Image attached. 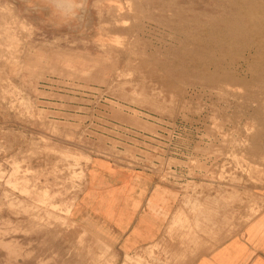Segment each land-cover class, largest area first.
I'll list each match as a JSON object with an SVG mask.
<instances>
[{"label": "rangeland", "instance_id": "obj_1", "mask_svg": "<svg viewBox=\"0 0 264 264\" xmlns=\"http://www.w3.org/2000/svg\"><path fill=\"white\" fill-rule=\"evenodd\" d=\"M263 6L90 0L82 27L56 29L0 0V244L22 264H138L75 212L95 157L240 205L264 192V55L245 60Z\"/></svg>", "mask_w": 264, "mask_h": 264}, {"label": "crops", "instance_id": "obj_2", "mask_svg": "<svg viewBox=\"0 0 264 264\" xmlns=\"http://www.w3.org/2000/svg\"><path fill=\"white\" fill-rule=\"evenodd\" d=\"M171 172L92 158L75 212L103 225L123 261L264 264V192L240 205Z\"/></svg>", "mask_w": 264, "mask_h": 264}, {"label": "clouds", "instance_id": "obj_3", "mask_svg": "<svg viewBox=\"0 0 264 264\" xmlns=\"http://www.w3.org/2000/svg\"><path fill=\"white\" fill-rule=\"evenodd\" d=\"M27 7L45 15V20L56 29L82 27L85 24L90 0H25ZM5 264H22L26 252L21 246L0 244Z\"/></svg>", "mask_w": 264, "mask_h": 264}, {"label": "bare ground", "instance_id": "obj_4", "mask_svg": "<svg viewBox=\"0 0 264 264\" xmlns=\"http://www.w3.org/2000/svg\"><path fill=\"white\" fill-rule=\"evenodd\" d=\"M254 6V5H253ZM254 8V7H253ZM240 11V10H239ZM241 11H243L242 9H241ZM239 13H241V12H239ZM250 13H252V12H250ZM254 20L255 21H257L258 22V24L259 23H261L260 21H262V20H264V6L263 7H260V8H255L254 9ZM252 15V14H251ZM248 17V16H247ZM251 17H253V16H251ZM248 18V19H252V18ZM247 19V18H246ZM247 19V20H248ZM246 24H248V25H250L249 23H246ZM245 25V24H244ZM248 25H246V26H248ZM254 25V24H253ZM256 25V24H255ZM254 25V26H255ZM261 24H259V26H260ZM263 25V26H262ZM262 27H259L258 25L257 26H255L254 28H253V30L251 29H249L250 31H249V33H250V35H251V37L253 38V40H252V44L250 43V46L251 47H249L248 48V50L249 51H251L250 53H248L247 54V56L245 57V60H246V62H248V61H251V60H253L254 62L256 61V60H258V59H260V55L262 54V55H264V22L262 23ZM245 26V27H246ZM259 27V28H258ZM248 28H251V27H248ZM247 29V28H246ZM257 31V32H256ZM184 34V33H183ZM250 37V36H249ZM245 44H247V42L245 43ZM249 44V43H248ZM247 46V45H246ZM249 46V45H248ZM247 48V47H246ZM155 49V48H154ZM233 60L234 61H236L237 60V58H233ZM259 61V60H258ZM215 64V63H214ZM248 64V63H247ZM246 64V65H247ZM254 64V63H253ZM241 65V64H240ZM249 65V64H248ZM209 66V65H208ZM218 65H216L215 67H217ZM240 68H242V69H244V66H240ZM239 68V69H240ZM241 69V70H242ZM244 72H245V70H244ZM243 71H241V73H244ZM246 75V74H245ZM256 77H257V75L256 74H252L251 75V78L252 79H256ZM260 79V78H259ZM22 220V219H21ZM42 228V227H41ZM40 228V229H41ZM46 227H44V229H45ZM39 229V228H38ZM43 229V230H44ZM46 231V230H45ZM46 235V234H45ZM60 239V238H59ZM38 245V244H37ZM39 248V247H38ZM39 253V252H38ZM41 258V257H40ZM76 262V261H75Z\"/></svg>", "mask_w": 264, "mask_h": 264}]
</instances>
